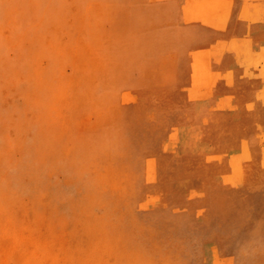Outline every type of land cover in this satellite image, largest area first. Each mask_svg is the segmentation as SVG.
Masks as SVG:
<instances>
[{
  "label": "rangeland",
  "instance_id": "rangeland-1",
  "mask_svg": "<svg viewBox=\"0 0 264 264\" xmlns=\"http://www.w3.org/2000/svg\"><path fill=\"white\" fill-rule=\"evenodd\" d=\"M221 6L0 0V264H264Z\"/></svg>",
  "mask_w": 264,
  "mask_h": 264
},
{
  "label": "crops",
  "instance_id": "crops-1",
  "mask_svg": "<svg viewBox=\"0 0 264 264\" xmlns=\"http://www.w3.org/2000/svg\"><path fill=\"white\" fill-rule=\"evenodd\" d=\"M218 1L222 6L215 15L223 17L224 21L222 28L217 30L225 34V60L219 63L232 72L230 76H223L222 82L227 87L239 85L240 90L236 88L232 93L241 100V114L251 116L250 123L259 132L253 138L260 140L259 144L264 148V74L246 76L251 63L264 60V0ZM215 78L217 81L219 77ZM248 144L253 145L252 142ZM256 161L264 166V149Z\"/></svg>",
  "mask_w": 264,
  "mask_h": 264
}]
</instances>
